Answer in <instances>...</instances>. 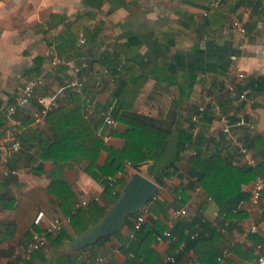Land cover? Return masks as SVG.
I'll return each mask as SVG.
<instances>
[{"label":"crops","instance_id":"obj_1","mask_svg":"<svg viewBox=\"0 0 264 264\" xmlns=\"http://www.w3.org/2000/svg\"><path fill=\"white\" fill-rule=\"evenodd\" d=\"M224 1L44 0L49 6L41 8L39 5L43 0H4V7H0V33L7 29L14 35L6 43L0 40V113L6 116V122L0 129V142L6 128L14 120L18 123L19 137L27 134L30 140L28 144H22L20 152L8 162L0 159V264H22L34 231L46 232L48 243L40 250L44 260L36 255L32 258L33 264H45V259L52 260L67 254L79 256L84 264H128V257L120 249L121 238L114 234L105 245L97 247L100 254L91 246L76 248L71 245L80 235L79 228L65 211L57 191L62 195L72 192L74 207L87 200L108 212L113 206L112 197L105 194L106 186L110 185L107 182L110 176L117 178L111 184L113 193L120 192L121 195L135 172L139 171L156 181L150 174L154 161H147L138 170L126 162L125 171L119 170L115 175L95 179V185L85 193L77 180L82 172H87L86 159L55 162L37 157L45 143L54 138V129L47 116L43 117L37 99L19 107L14 116L9 115L8 107L15 102L19 89L32 78L26 71L33 66L35 57L54 55V61L60 58L55 45H49L44 37V31L53 28L58 21L53 15L63 17L58 26L66 29L77 16L90 14L95 34L90 36L92 43L88 41L84 46L77 43L81 50L78 58H61L66 63H58L64 68L60 75L54 70V61L43 64L40 76L45 78V85L38 94L59 93L73 80L83 82L82 90L66 87L61 91L55 109L69 103L73 91L80 93L82 112L92 128L103 136L105 144L115 149L125 145V139L114 132L124 133L128 126L117 121L113 125L106 124L103 112L114 111L118 105L115 95L122 85L127 65L136 63L143 67L164 57L175 69L195 76L192 91L183 95L177 83L168 84L152 77L138 97L134 112L172 132L174 149L177 135L186 130L203 147L212 144L213 153L236 166H256L264 162V149L252 147L254 138H264V82L251 83L264 76V66L243 70L234 59L264 60V14L256 12L250 5H241L226 12L223 24H216L217 29L213 30L206 25L207 8L221 7ZM67 5L74 8L71 14ZM59 7H62V11L54 10ZM153 11L156 17L150 18L149 13ZM236 18L247 28L246 39L233 28ZM167 20L187 21L191 45L196 42L198 46L167 48L158 30ZM11 56L19 59L8 63ZM98 58H107L111 65L104 73L94 75L91 64ZM240 73H244L243 78L239 77ZM231 83L237 85L236 93L229 89ZM241 87L249 90L247 99H240ZM214 90L221 95L220 101ZM202 105L206 106V110L200 121L195 122L193 116ZM225 118L233 123L230 134L224 132ZM242 118L245 122L236 124ZM200 124L207 125V131L202 132ZM243 146L247 148L246 152ZM194 150L188 148L183 153L177 174L167 178L164 185L158 184L156 196L159 201L155 212H151L152 219L161 220L167 228L168 221L173 219L175 225H181L184 229L181 228L182 232L187 233L190 232L188 224L180 223L191 220L204 206L203 217L210 222L209 229H216L219 233L220 249L230 250L221 264H254L259 252L258 245L264 239V195L257 205H252L249 197L254 181L245 184L243 190L249 192L248 198L240 200L229 216L221 214L220 207L203 190L195 170L188 164ZM108 156L106 150H101L97 163L105 165ZM54 180L64 181L66 186L58 184L55 188ZM177 188L179 194L175 192ZM182 208L187 210V214L177 216L176 211ZM39 211H44L45 216L42 224L36 225L34 219ZM134 217L129 216L124 220L120 230L122 237L130 234L136 219ZM57 218L63 221L62 230L71 238L59 248L49 241V235L54 238L59 233L52 231ZM253 226H257L258 231H251ZM180 232H176V237L179 238ZM206 236H210V233ZM174 243L170 238L155 239L153 248L164 261L169 256L180 254L185 264H201L189 241H183L176 250ZM239 243L244 250L234 252L232 248ZM249 249L254 251L252 259L247 258L250 254L246 250Z\"/></svg>","mask_w":264,"mask_h":264},{"label":"trees","instance_id":"obj_2","mask_svg":"<svg viewBox=\"0 0 264 264\" xmlns=\"http://www.w3.org/2000/svg\"><path fill=\"white\" fill-rule=\"evenodd\" d=\"M250 5L256 12L264 14V0H225L221 7L210 6L207 8L206 25L216 30V24H223L225 21V13L235 10L238 6ZM58 21L53 28L44 31L45 40L49 45H55L57 55L62 58H78L81 50L77 46L84 34L87 42L92 43L90 36H94V25L90 21V14H81L71 22L66 29L58 26L63 17L53 15ZM159 37L163 44L170 48L171 46H183L188 48L198 46L193 43L189 36L190 25L184 20H167L163 25L159 26ZM55 56H37L34 59L33 66L27 69L26 73L32 78H38L41 75V68L45 63H52ZM111 65L107 58H98L91 64L94 75H99ZM54 70L57 75L63 72L64 68L61 64H56ZM164 73V75H163ZM158 81H164L168 84L177 83L183 95L190 94L192 91L195 76L175 69L168 59L159 57L146 66L139 67L136 63L127 65L122 85L116 93L118 105L114 110V118L117 122L126 124L128 129L124 133H116L125 139V145L121 149H115L105 144L102 135L98 134L86 120L82 112V95L76 91L71 93V101L58 109L50 111L46 116L54 129V138L52 141L45 143L43 150L38 153L39 158L53 160L55 162H63L75 159H86V171L94 179L100 180L108 175H115L119 170L125 171L126 160L131 161L132 167L140 169V167L149 160L154 161L150 167V174L154 176L156 182L164 185L167 178L178 173L183 153L188 148H194L196 154H193L188 164L195 170L198 183L208 196H210L220 207V213L229 216L231 211L237 206L242 199H247L249 192L243 190V185L255 181L258 177L264 176V162L256 166L239 167L231 162L226 161L212 151V144L203 147L199 140H194L191 133L182 130L176 137V145L172 144L174 138L172 132L161 128L149 121L146 117L134 112L135 103L142 93L147 81L150 78ZM264 82V76L254 79L252 85ZM187 86V87H186ZM187 88V89H186ZM246 89V88H245ZM187 90V91H185ZM244 87L240 88L243 91ZM217 95L220 101L221 95ZM185 93V94H184ZM6 122V116L0 113V129ZM202 132L207 131V125H199ZM2 131L0 130V134ZM26 133V132H24ZM22 144H28L30 138L27 134L20 135ZM264 138L257 137L252 141V147L264 149ZM106 150L109 154L108 161L101 166L97 163L101 150ZM65 185L64 181L54 180L53 187L56 185ZM124 185L125 183L122 182ZM114 187L107 185L105 194L110 195L113 199V205L120 199L121 193H113ZM179 194V189H176ZM61 197L63 207L68 215H71L79 228V234L89 231L93 226L98 224L105 216L106 209L98 204L89 202L82 209L74 210L71 199L73 193H62L57 191ZM65 194V196H64ZM158 198L150 204L151 212H155ZM205 207L201 206L198 212L191 220L182 221L180 224L187 225L190 232H182L183 227L175 225L173 233L181 231L179 238L176 237L173 244L174 250L185 240L189 241L190 246L196 251L201 264H221L219 256L222 250L219 247V233L216 229H209L210 222L203 217ZM139 211H134L124 217L126 221L129 216L137 217ZM151 213V214H152ZM134 223V222H133ZM133 226V224H132ZM182 228V229H181ZM167 229V225L161 220H153L152 215L142 225L140 231L136 233L134 238L122 237L120 230L114 235L121 238V251L128 257V264H185L180 254L175 255L174 260L164 261L159 257L153 248V242L156 237ZM184 230V229H183ZM197 236L192 237L193 234ZM210 233V236H206ZM113 236L102 239L99 243L90 248L97 251V247L105 245ZM71 238L65 230L52 238L49 235L51 244L59 248L63 246ZM263 243V242H262ZM261 244V243H260ZM244 250L242 244H236L232 250ZM100 254V251H97ZM132 253V256H130ZM248 259L253 258L254 251L246 250ZM38 255L44 260L40 251H36L31 259H24L22 264H33L32 258ZM45 264H84L83 259L79 256L63 255L52 260H46Z\"/></svg>","mask_w":264,"mask_h":264},{"label":"built area","instance_id":"obj_3","mask_svg":"<svg viewBox=\"0 0 264 264\" xmlns=\"http://www.w3.org/2000/svg\"><path fill=\"white\" fill-rule=\"evenodd\" d=\"M233 28L239 32L240 34L245 37H247V28L246 26L241 22L240 19L236 18L233 23ZM79 45L84 46L87 43V39L84 34H81V38L79 40ZM64 62L61 58H57L54 61V64H58ZM240 78L244 77V73L239 74ZM45 85V78L43 76H39L38 78H31L27 80L22 87L19 89L18 94L15 96V102L11 104L8 107V113L10 116H14L16 112L18 111L19 107H23L27 105L32 99L36 98L39 105L42 107V114L43 117H45L50 111L54 110L56 107H58L59 104V93L68 88H72L75 90H82L84 87V83L78 80H73L71 81L67 86L64 88H61L60 92L58 93H47V94H38L40 89ZM229 89L233 92H237V85L234 83L229 84ZM249 90L244 89L240 94L239 97L240 99H247L248 97ZM206 110V106L202 105L199 106L196 114L193 116V121L198 122L200 121L201 117L203 116L204 112ZM103 119L106 124L108 125H113L116 123V120L114 118V111H108V112H103ZM225 127H224V132L225 133H231V127L233 126V123L230 122L228 118H225ZM245 120L242 118L240 121H238L236 124H242L244 123ZM18 123L16 120L9 124V126L6 128L4 136L2 141L0 142V159L3 160L4 162H8L10 159H12L17 153L20 152L22 148V141L21 138L19 137V130L17 127ZM243 151L246 152L247 148L243 146ZM196 154V150L193 152ZM128 164H131V161L126 160ZM251 164V162H249ZM117 178L114 176H110L107 179V182L111 185L112 183L116 182ZM107 187V186H106ZM264 195V177H260L257 180L253 182L251 191H250V203L252 205H257L261 198ZM98 198H96L97 200ZM157 199V196L155 195L152 200L143 206L139 212L138 215L133 223V226L131 228V232L129 234L130 237L134 238L136 236V233L140 231L142 225L148 220L149 216L151 215V210H150V204ZM89 201L83 200L79 203L76 204L75 210L82 209L86 205H88ZM177 216L179 215H185L187 214V210L185 208L179 209L176 211ZM45 216L44 211H39L38 214L36 215L34 219V223L36 225H41L42 220ZM175 226L174 220L170 219L168 221V228L160 235L156 237V239L161 240L164 238H170L172 240H176V235L173 233V228ZM63 228V221L60 219H55L52 225V231H60ZM251 231H258L257 226H253ZM198 233H195L192 235V237L197 236ZM48 243V237L46 232H39V231H34L33 233V239L27 246L26 252H25V259L29 260L31 259L32 255L36 251H40L43 247L46 246ZM258 256L256 258V261L254 264H264V239L263 243L258 245ZM230 250L228 248L223 249L222 253L219 256V260L224 263L226 257L229 255ZM167 260L173 261L174 256H169L167 257Z\"/></svg>","mask_w":264,"mask_h":264},{"label":"water","instance_id":"obj_4","mask_svg":"<svg viewBox=\"0 0 264 264\" xmlns=\"http://www.w3.org/2000/svg\"><path fill=\"white\" fill-rule=\"evenodd\" d=\"M159 185L156 181L135 172L129 178L120 199L105 214L104 218L89 231L78 235L71 244L76 248H85L115 234L124 226V217L139 211L157 194Z\"/></svg>","mask_w":264,"mask_h":264},{"label":"clouds","instance_id":"obj_5","mask_svg":"<svg viewBox=\"0 0 264 264\" xmlns=\"http://www.w3.org/2000/svg\"><path fill=\"white\" fill-rule=\"evenodd\" d=\"M48 4H45L44 0L43 2L39 5V7L43 8V7H48ZM0 7H4V0H0ZM68 8V12L69 14H71L74 11V8L71 5H67L66 6ZM55 11H62V7L59 8H55ZM149 17L150 18H155L156 17V12H150L149 13ZM14 35L13 32L9 31V30H5L2 33H0V40H3L5 43ZM19 59V57L17 56H11L8 59V63H14ZM237 60V63H239V65L241 66V68L243 70H250L253 68H260L262 66H264V60H261L259 58H253V59H247L244 57L241 58H234ZM96 181L95 179L87 172H82L80 174L79 179L77 180V184L79 185V187L81 188V190H83L85 193L88 192L90 187H93L95 185Z\"/></svg>","mask_w":264,"mask_h":264},{"label":"rangeland","instance_id":"obj_6","mask_svg":"<svg viewBox=\"0 0 264 264\" xmlns=\"http://www.w3.org/2000/svg\"><path fill=\"white\" fill-rule=\"evenodd\" d=\"M150 178V177H149ZM152 179V178H151Z\"/></svg>","mask_w":264,"mask_h":264}]
</instances>
